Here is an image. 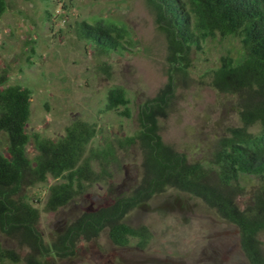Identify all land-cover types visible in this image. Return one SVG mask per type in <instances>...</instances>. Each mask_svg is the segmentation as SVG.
<instances>
[{
	"label": "rangeland",
	"instance_id": "rangeland-1",
	"mask_svg": "<svg viewBox=\"0 0 264 264\" xmlns=\"http://www.w3.org/2000/svg\"><path fill=\"white\" fill-rule=\"evenodd\" d=\"M0 18V75L8 85L32 91L31 136L57 139L76 120L95 124L97 136L90 147H103L132 136L141 129L142 112L152 104L173 77V91L164 115H158L159 135L189 162L207 163L216 141L228 128L238 126L232 97L211 87L212 69L228 52L240 49L237 39L217 36L203 51L192 50L185 75L169 71L164 37L158 31L146 0H6ZM110 20L127 27L134 45L109 55L98 54L77 38L76 22ZM122 87L129 99L130 117L105 111L107 91ZM6 135L0 134V153L5 154ZM3 151V152H2ZM30 157L35 150L27 147ZM109 175L56 212H46V183L23 190L32 207L39 210L35 230L44 246V264H248L239 245L238 230L221 220L200 200L177 191L154 196L132 209L125 222L145 226L150 240L144 248L135 241L114 246L106 231L96 238L81 237L71 255L54 254L53 243L84 213L93 212L128 196L141 181L142 155L138 146L116 152ZM256 178L245 177V194L238 199L241 209L248 204ZM264 249V232L259 236ZM0 245L24 258L33 251L18 237L0 230ZM36 257H40L35 253Z\"/></svg>",
	"mask_w": 264,
	"mask_h": 264
},
{
	"label": "trees",
	"instance_id": "trees-1",
	"mask_svg": "<svg viewBox=\"0 0 264 264\" xmlns=\"http://www.w3.org/2000/svg\"><path fill=\"white\" fill-rule=\"evenodd\" d=\"M46 1V0H44ZM158 31L164 37L169 71L185 75L190 53L203 51L217 36L237 39L240 49L228 52L211 70V87L233 98L239 125L230 127L214 146L207 163L189 162L163 143L158 115H164L173 91V77L141 115V129L117 141L90 147L97 136L95 124L76 120L57 139L29 135L32 91L8 85L0 75V134L6 135L5 154L0 153V230L9 238L18 237L32 251L25 264H44V246L35 230L39 210L23 196V190L60 180L48 188L44 210L56 212L83 195L92 184L103 181L118 149L138 146L142 155V178L125 197L96 211L82 214L58 241L54 254L71 255L81 237L96 238L106 231L110 242L126 247L135 241L144 248L150 240L147 227L133 228L125 222L135 207L168 190L200 200L224 222L239 232V245L248 264H264L259 236L264 232V0H146ZM7 11L0 0V18ZM73 31L100 55H109L133 46L126 26L105 19L76 22ZM129 99L122 87L107 91L105 111L130 117ZM35 154L30 157L27 147ZM3 152V151H2ZM254 177L257 183L248 204L241 209L238 199L245 194L242 180ZM38 253L40 257H36ZM19 255L0 245V264H17Z\"/></svg>",
	"mask_w": 264,
	"mask_h": 264
}]
</instances>
